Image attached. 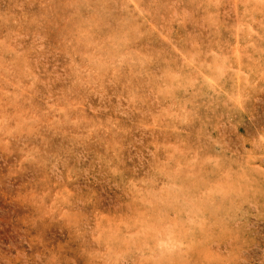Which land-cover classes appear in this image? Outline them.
<instances>
[{"label":"rangeland","instance_id":"obj_1","mask_svg":"<svg viewBox=\"0 0 264 264\" xmlns=\"http://www.w3.org/2000/svg\"><path fill=\"white\" fill-rule=\"evenodd\" d=\"M0 264H264V0H0Z\"/></svg>","mask_w":264,"mask_h":264}]
</instances>
